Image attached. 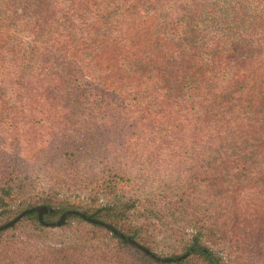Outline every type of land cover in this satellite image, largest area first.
<instances>
[{"label":"rangeland","instance_id":"1","mask_svg":"<svg viewBox=\"0 0 264 264\" xmlns=\"http://www.w3.org/2000/svg\"><path fill=\"white\" fill-rule=\"evenodd\" d=\"M261 1L0 0V162L16 156L48 188L60 178L58 197L75 205L120 202L123 196L159 200L160 192L176 195L197 176L213 175L205 155L160 151L162 138L156 134L141 137L131 149L124 146L125 135L137 133L129 132L126 122L139 118L153 102L149 95L164 84L153 94L143 92V106L126 107L122 98L129 94L113 91L112 84L130 78L106 54L97 55L99 46L120 39L127 50L138 49L159 38L156 50L172 76L195 61L208 69L213 56L239 44L257 43L264 50ZM253 70L264 74L261 64ZM111 167L125 172L116 194L105 189ZM11 215L0 211V226L19 216ZM147 231L170 243L163 239L165 229L146 223L143 237Z\"/></svg>","mask_w":264,"mask_h":264},{"label":"trees","instance_id":"2","mask_svg":"<svg viewBox=\"0 0 264 264\" xmlns=\"http://www.w3.org/2000/svg\"><path fill=\"white\" fill-rule=\"evenodd\" d=\"M258 12L264 27V10ZM127 31L136 37L133 28ZM159 43L158 38L153 45L127 50L118 39L99 46L97 55L106 54L130 78L131 83L112 84L113 91L129 94L122 98L126 107L143 106V92L153 94L164 84L158 94L149 95L153 102L141 116L126 122L128 131L137 133L126 134L124 146L131 149L141 137L156 134L162 138L160 151L205 155L211 161L205 167L213 175L197 176L195 184L176 195L160 192L159 200L123 196L120 202L75 205L58 197L60 178L48 188L37 183L16 156L5 159L0 162V211L20 215L44 206L48 212L43 221L49 225L32 212L0 231V264H264V74L253 70L257 64L264 68V50L257 43L239 44L233 53L213 56L208 69L195 61L172 76L156 50ZM240 47L245 56H239ZM109 172L105 189L116 194L125 172L114 167ZM68 211L87 219L69 215L61 226L50 225ZM146 223L165 229L163 239L170 243L158 241L149 231L143 237ZM172 246L181 249L171 253Z\"/></svg>","mask_w":264,"mask_h":264},{"label":"water","instance_id":"3","mask_svg":"<svg viewBox=\"0 0 264 264\" xmlns=\"http://www.w3.org/2000/svg\"><path fill=\"white\" fill-rule=\"evenodd\" d=\"M32 212H38L40 220H41L45 225H49L48 223H46V222L43 221V215H44L45 213H47L48 210H47L46 207L41 206V207H35V208H33V209H30V210H27V211L21 213L19 216H17L15 219H13L12 221H10L9 223H7V224H5V225H3V226H0V231L5 230V229H8V228L14 226L17 222H19L21 219H23L27 214L32 213ZM69 215H78V216H81V217L84 218V219H87V216H86V215L81 214V213L78 212V211H68V212H65V213L61 216V218H60V220H59L58 222H56V223H52V224H50V225L61 226L62 224L65 223V221H66V219H67V216H69ZM92 221H93V220H92ZM93 222H94L95 224H102V225H104L103 223L98 222V221H93ZM108 228L114 230L113 227H111L110 225H108ZM114 232H116L117 234H119L122 238H125V236H124L123 234H121V233H119V232H117V231H115V230H114ZM134 244H136L138 247H140V248H141L142 250H144L145 252L150 253L149 250H147V249L141 247V246H140L139 244H137L136 242H134Z\"/></svg>","mask_w":264,"mask_h":264}]
</instances>
